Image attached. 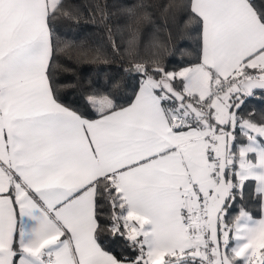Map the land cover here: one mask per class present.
I'll return each mask as SVG.
<instances>
[{
    "label": "snow or ice",
    "instance_id": "1",
    "mask_svg": "<svg viewBox=\"0 0 264 264\" xmlns=\"http://www.w3.org/2000/svg\"><path fill=\"white\" fill-rule=\"evenodd\" d=\"M168 9L74 97L71 5L0 0V264H264V0Z\"/></svg>",
    "mask_w": 264,
    "mask_h": 264
},
{
    "label": "trees",
    "instance_id": "2",
    "mask_svg": "<svg viewBox=\"0 0 264 264\" xmlns=\"http://www.w3.org/2000/svg\"><path fill=\"white\" fill-rule=\"evenodd\" d=\"M71 5L72 19L61 17L58 28L61 40L72 45L70 59L64 60L71 70L63 73L71 85V95L79 97L86 89L103 90L109 77L118 75L116 69L128 67L123 49L128 39L129 26L135 24L138 36L146 43L151 36L163 38L168 32L181 30L180 14L169 10L174 0H63ZM178 2V0H176ZM103 9V12H101ZM147 18H143V17ZM115 45L120 47L116 51ZM87 55H77L80 51ZM126 77L120 74L123 90ZM130 94V93H129ZM257 113L262 106L248 105ZM254 211H258L254 209Z\"/></svg>",
    "mask_w": 264,
    "mask_h": 264
}]
</instances>
